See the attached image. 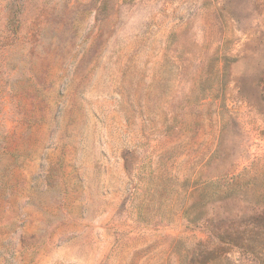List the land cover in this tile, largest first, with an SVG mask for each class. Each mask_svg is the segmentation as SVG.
<instances>
[{
  "label": "rangeland",
  "instance_id": "1",
  "mask_svg": "<svg viewBox=\"0 0 264 264\" xmlns=\"http://www.w3.org/2000/svg\"><path fill=\"white\" fill-rule=\"evenodd\" d=\"M253 207L264 0H0V264H264Z\"/></svg>",
  "mask_w": 264,
  "mask_h": 264
},
{
  "label": "trees",
  "instance_id": "2",
  "mask_svg": "<svg viewBox=\"0 0 264 264\" xmlns=\"http://www.w3.org/2000/svg\"><path fill=\"white\" fill-rule=\"evenodd\" d=\"M224 66H223V70L226 67V62L227 60H224ZM222 180V177H214V178H210L208 180H205L204 182L201 183L200 185V190L202 191V193L205 192H209L210 190H213L214 188H218V186L216 187V185L220 184ZM233 179H231L232 181ZM228 189L227 190H221L220 192H211L209 194L210 197H214V196H221V194H228L231 193L230 195H227L226 199L232 201L233 197H232V193H233V184H231V182H228ZM195 190V189H194ZM199 192V188H196V192ZM194 191V193H195ZM200 191V192H201ZM258 208L260 207H253L251 208V212L249 215L246 214H235L234 217H231V214H225L226 217L223 221H228L230 223V225L232 226L230 230V232L232 231L233 235H246L247 234L249 236H254L256 234H259L262 229H264V210L259 211ZM233 215V214H232ZM230 216V218L228 217ZM246 216H248V218H245ZM188 224H192L194 225L195 223H198V221H201L199 218H194L192 220H186ZM213 222V218H208L207 220H205L202 223V230H206L207 231V241L204 242H199L196 247L193 249L192 251V260H197L199 257H202L204 254L206 253H210L212 255V259L211 261H217V259H219L220 256H216V252L218 251L216 249V246L218 245H213L210 246L209 243L213 244L216 239L217 236L216 235H222L224 234V236H229L230 238H232V235L229 234L228 232H226V228L223 226V228H219L217 230V234H213V232L211 230H209V226L212 225ZM259 224H258V223ZM231 241V240H230ZM233 242L227 243V242H222V246L223 244H227L228 246L231 245Z\"/></svg>",
  "mask_w": 264,
  "mask_h": 264
}]
</instances>
